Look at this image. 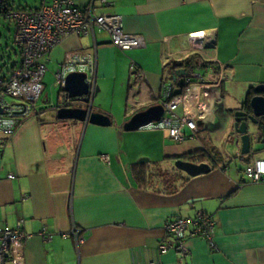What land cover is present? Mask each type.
<instances>
[{
  "label": "crops",
  "instance_id": "obj_1",
  "mask_svg": "<svg viewBox=\"0 0 264 264\" xmlns=\"http://www.w3.org/2000/svg\"><path fill=\"white\" fill-rule=\"evenodd\" d=\"M49 1L8 0L12 8H38ZM109 1L124 31L146 42L143 49L123 52L106 33H95L92 112L107 116L110 124L56 117L62 105L54 72L66 54L92 47L90 36H64L43 57L46 71L36 111L0 144V226L21 223L32 234L24 245L25 264H264V178L244 183L243 174L252 159L264 158V134L252 145L249 160L240 153V135L231 134L233 113L247 91L264 84V0ZM194 33L205 38L192 41ZM14 53L10 68L20 59L19 50ZM192 54L199 57L194 72L205 84L225 75L218 87L206 90V118L196 137L175 142L162 130H123L132 115L160 103L162 85L172 80L166 78V63ZM10 68L0 69V76ZM48 73L56 100L44 82ZM68 106L86 107L82 101ZM202 150L220 156L210 172L190 177L174 167L175 160ZM199 211L216 222L214 247L190 236L185 259L174 250L158 253L165 223ZM73 228L84 237L79 247L69 234ZM42 230L52 233L51 239L37 235Z\"/></svg>",
  "mask_w": 264,
  "mask_h": 264
},
{
  "label": "built area",
  "instance_id": "obj_2",
  "mask_svg": "<svg viewBox=\"0 0 264 264\" xmlns=\"http://www.w3.org/2000/svg\"><path fill=\"white\" fill-rule=\"evenodd\" d=\"M7 0H0V10L4 12L3 19L13 27L12 42L18 48L20 59L11 69L8 77L0 78V144L11 137L23 119L36 111V102L43 91V77L46 66L43 57L64 36L74 34L90 36L92 47L66 54L61 66L54 72L55 84L61 93V105H68L80 98L70 99L63 90L65 77L72 72L85 74L87 93L85 109L87 118L92 111V104L97 91V57L96 32L108 35L110 44L120 51L143 49L146 42L141 35L124 31L122 17L110 12L112 3L109 0H86L84 5H77L73 0H51L42 3L38 8L7 7ZM4 7L6 10H3ZM204 33L191 35L192 41L203 40ZM206 38V44H214ZM130 69L134 71L132 63ZM224 74L213 84H205L204 76L195 73L194 69L188 75L181 76L186 85L180 95L174 96L177 89L176 80H169L162 85L161 101L164 108L162 118L158 122H150L144 128L167 132L175 142L194 139L201 130L205 120L206 90L218 87ZM195 92H197L195 94ZM193 101V103H192ZM180 108L182 113L177 114ZM189 130V134L184 132ZM107 161L105 155H101ZM244 183H258L264 178V158H254L247 163L243 170ZM12 178L13 175H9ZM21 223L15 227L0 226V264H25L24 245L32 234L22 230ZM216 222L212 215L197 212L193 217H175L164 225L162 237L157 243V252L164 253L174 250L181 259L189 254L186 240L190 236L205 239L209 246L214 247ZM79 247L84 237L80 230L73 228L70 232ZM37 235L49 240L52 233L44 230ZM65 237V234H61ZM149 264H161L153 260Z\"/></svg>",
  "mask_w": 264,
  "mask_h": 264
},
{
  "label": "water",
  "instance_id": "obj_3",
  "mask_svg": "<svg viewBox=\"0 0 264 264\" xmlns=\"http://www.w3.org/2000/svg\"><path fill=\"white\" fill-rule=\"evenodd\" d=\"M178 67H180V64H178ZM188 74L189 71L182 68L175 70L172 80L180 78L176 80L177 89L173 92L174 96L182 93L185 83L181 76ZM63 90L67 93L68 98H80V101L85 102V98L82 97L87 93L85 74L82 72L69 73L65 77ZM253 91L255 95L250 99L249 108L237 110L232 116L233 129L231 134L240 135V153L245 156L246 160L250 158L252 145L262 142L259 140V134H261L260 136L264 134V124L262 123L264 119V84L254 86ZM163 113L164 108L161 103L152 105L132 115L123 124V130L133 131L143 128L150 122H158L162 118ZM56 117L61 120L70 119L100 126H108L110 124L109 118L101 113L91 111L87 118L86 109L74 108L68 105L59 106L56 110ZM174 167L190 177L206 174L211 170L210 165L206 162L194 163L182 159L175 160Z\"/></svg>",
  "mask_w": 264,
  "mask_h": 264
},
{
  "label": "trees",
  "instance_id": "obj_4",
  "mask_svg": "<svg viewBox=\"0 0 264 264\" xmlns=\"http://www.w3.org/2000/svg\"><path fill=\"white\" fill-rule=\"evenodd\" d=\"M7 3H8L7 7L8 6L11 7L10 6V3L8 2V0H7ZM6 8L4 7L3 10H6ZM3 14H4V12L2 10H0V16L2 18H3ZM198 61H199V57L197 56V54H192V55H189L184 60H181V61H171V62L166 63V65H165V69L167 71L166 72L167 73L166 78L167 79H172V76H173L175 70H177L179 68H184L185 70L190 71L191 69H193L198 64ZM178 64H180V67H178ZM14 66L15 65H13L10 68V71H11V69ZM10 71H9V73H10ZM9 73H8V75H9ZM8 75L0 76V78H6V77H8ZM185 87H186V85L184 86V88ZM254 94L255 93L253 91V87H250L249 90L247 91V94L245 96V99H244V101L242 103L241 109H247V108H249L250 99L254 96ZM262 123L264 124V119L262 120ZM195 157H198L199 160L206 159L207 161H210V163H209L210 167H211V164H213L214 166H216L219 163V161L221 160L220 159V156L218 155V153H216L214 151L208 152V151H205V150L204 151L202 150L199 153H192V154L186 155L185 157H181L179 159L196 163L195 162L196 161ZM199 163H201V162H199Z\"/></svg>",
  "mask_w": 264,
  "mask_h": 264
},
{
  "label": "rangeland",
  "instance_id": "obj_5",
  "mask_svg": "<svg viewBox=\"0 0 264 264\" xmlns=\"http://www.w3.org/2000/svg\"><path fill=\"white\" fill-rule=\"evenodd\" d=\"M13 37V29L9 27V24L5 19H0V69L6 73V71L10 68L12 63L17 60V55H14V51L18 52V48L12 42ZM0 74L2 72L0 71ZM45 83L48 86V93L50 98H54V94L56 95L57 89L55 86H52L54 80L48 73L45 77ZM56 100V98H54Z\"/></svg>",
  "mask_w": 264,
  "mask_h": 264
}]
</instances>
